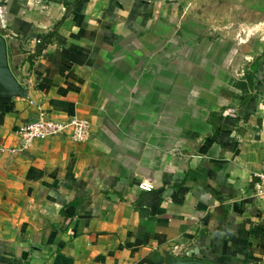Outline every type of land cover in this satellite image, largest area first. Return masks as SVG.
<instances>
[{"label":"crops","instance_id":"1","mask_svg":"<svg viewBox=\"0 0 264 264\" xmlns=\"http://www.w3.org/2000/svg\"><path fill=\"white\" fill-rule=\"evenodd\" d=\"M75 3L0 0V264H264V0ZM35 103L89 138L19 149Z\"/></svg>","mask_w":264,"mask_h":264},{"label":"built area","instance_id":"2","mask_svg":"<svg viewBox=\"0 0 264 264\" xmlns=\"http://www.w3.org/2000/svg\"><path fill=\"white\" fill-rule=\"evenodd\" d=\"M33 105L35 113L26 118L16 129L19 149H27L35 140L55 135H65L75 142H83L89 138L91 123L87 118L78 115L57 118L46 113L41 103ZM139 186L150 190L147 185L140 184ZM251 197L257 207L264 210V154L261 169L256 173L252 184Z\"/></svg>","mask_w":264,"mask_h":264},{"label":"water","instance_id":"3","mask_svg":"<svg viewBox=\"0 0 264 264\" xmlns=\"http://www.w3.org/2000/svg\"><path fill=\"white\" fill-rule=\"evenodd\" d=\"M0 93L6 95L25 96L26 89L17 81L7 62V41L0 34ZM165 262L168 264H218L199 258L178 257L167 253Z\"/></svg>","mask_w":264,"mask_h":264},{"label":"trees","instance_id":"4","mask_svg":"<svg viewBox=\"0 0 264 264\" xmlns=\"http://www.w3.org/2000/svg\"><path fill=\"white\" fill-rule=\"evenodd\" d=\"M78 1H79V0H76V3H77ZM76 3H75V4H76ZM65 4L68 5V7H69V3H68V2H65ZM72 4H73V3H72ZM252 76H253V75L250 74V73L247 74V80H248V84H249V85H251V83H252V79H253Z\"/></svg>","mask_w":264,"mask_h":264}]
</instances>
